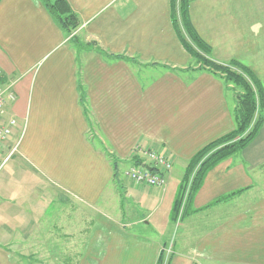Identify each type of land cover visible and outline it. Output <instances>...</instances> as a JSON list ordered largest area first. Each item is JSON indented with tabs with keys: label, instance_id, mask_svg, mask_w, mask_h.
Here are the masks:
<instances>
[{
	"label": "crops",
	"instance_id": "0c3cea01",
	"mask_svg": "<svg viewBox=\"0 0 264 264\" xmlns=\"http://www.w3.org/2000/svg\"><path fill=\"white\" fill-rule=\"evenodd\" d=\"M67 2L79 18L69 35L40 0H0V85L15 95L4 119L17 120L0 161L18 139L15 153L59 196L58 220L41 225L0 178L9 200L0 208V264H33L18 245L58 239L61 264H156L161 252L164 264H264V122L206 173L175 218L187 161L235 127L237 90L194 65L173 29L171 0ZM189 15L212 60L241 62L264 89V0H189ZM137 145L183 167H171L165 186L135 185L126 171ZM73 215L88 219L77 227ZM51 226L59 233L49 242L52 230L38 233Z\"/></svg>",
	"mask_w": 264,
	"mask_h": 264
},
{
	"label": "trees",
	"instance_id": "16d2710c",
	"mask_svg": "<svg viewBox=\"0 0 264 264\" xmlns=\"http://www.w3.org/2000/svg\"><path fill=\"white\" fill-rule=\"evenodd\" d=\"M40 1L66 35L78 27L79 18L67 0ZM171 20L181 45L194 60L195 66L217 72L225 83H231L237 90L234 129L204 145L186 163L180 191L173 205V216L176 218L186 189L182 216L186 214L187 207L206 173L224 159L242 150L257 135L264 122V89L248 66L235 59L221 64L210 58L211 46L199 36L191 22L189 0H171ZM133 162H138V159L132 156ZM164 259L165 256L161 252L156 264H164Z\"/></svg>",
	"mask_w": 264,
	"mask_h": 264
},
{
	"label": "rangeland",
	"instance_id": "374dc122",
	"mask_svg": "<svg viewBox=\"0 0 264 264\" xmlns=\"http://www.w3.org/2000/svg\"><path fill=\"white\" fill-rule=\"evenodd\" d=\"M211 58V55H210ZM192 59V58H191ZM194 62V60L192 59ZM195 63V62H194ZM228 63V62H226ZM196 65V64H194ZM231 84V83H230ZM171 167H172V162H171ZM183 167V166H182ZM178 164H174L172 167V171L179 173L180 168H182ZM171 169V168H170ZM182 170V169H181ZM3 175H5L4 179L2 178ZM0 178H2V188L4 193H10L11 196H7L9 199H12V194L17 193V199L20 200L19 203L22 204L23 207L29 208L31 212H28L27 214L31 215L34 220H36L37 217L40 219L43 218L39 224L42 225L45 221H48L51 223V221L58 220V213L56 212L55 208H58L57 205L55 204V201L59 198V196H50V189H48V186L46 183H43V181L40 179V177L35 176L31 173L30 169L27 167L26 163L18 156L15 151L11 153L9 158L5 161L3 164L1 170H0ZM131 181V180H130ZM132 182V181H131ZM175 183L172 182L171 185ZM166 184V182H165ZM164 184V186H165ZM30 185H36L40 192L33 191L29 187ZM14 187V188H12ZM169 188L173 189V186H170ZM187 191V189H186ZM185 191V193H186ZM3 193V192H2ZM37 196L35 198L34 196ZM44 196L45 198L41 197ZM2 196V197H1ZM4 194H0V208L1 204L6 203L5 201H9L8 199H4ZM41 197V200L38 198ZM55 197V198H54ZM24 199V200H23ZM55 199V200H54ZM5 200V201H4ZM183 202L184 198L179 210V213L177 216L181 217V211L183 208ZM57 203V202H56ZM125 203V202H124ZM44 208V210H42ZM164 208L165 205L162 207V214L164 213ZM44 216H41V215ZM126 214H128V211H126ZM29 215V216H30ZM85 216V215H84ZM84 216H76L73 215L71 216L72 219L69 221H72L75 223L77 220L80 222V224L77 223V227L82 225L88 217L83 218ZM4 217V216H3ZM47 217V219H45ZM1 219V217H0ZM169 221V220H168ZM47 225V223H46ZM138 228V227H137ZM136 227H132L130 230H133L135 232L139 231ZM52 230L51 237H49L52 240H49V242L56 241L55 235H58V228H54L51 226L50 228L48 227H42V229H39L40 235H43L44 230ZM141 231H143L142 227H139ZM151 230V229H149ZM153 232V231H152ZM154 233V232H153ZM47 234V233H46ZM46 234L40 237H45ZM171 233H168L167 238L169 241L171 240L170 237ZM168 241V242H169ZM51 245V248L49 246ZM18 247H21V249L25 252L23 253L22 250L20 251L23 256H35L36 258H21L27 262H32L33 264H61L65 262L66 260L61 258L60 256H64L65 254V249L62 244H59V239L57 243H44V242H31V243H26L23 242L18 245ZM36 252H35V251ZM55 255V256H54ZM51 256V257H49Z\"/></svg>",
	"mask_w": 264,
	"mask_h": 264
},
{
	"label": "built area",
	"instance_id": "2783aa9c",
	"mask_svg": "<svg viewBox=\"0 0 264 264\" xmlns=\"http://www.w3.org/2000/svg\"><path fill=\"white\" fill-rule=\"evenodd\" d=\"M15 100V95L10 88V85H0V151L11 138L13 130L17 126V120L14 117L4 119L6 114V106ZM18 140V139H17ZM17 140L8 152L0 161V169L9 158L11 153L16 150ZM132 156L138 159V162H133L126 175L135 185L145 186H164L166 179L165 174L171 168V158L169 156L148 147L135 146L132 150ZM146 166L150 167L148 169ZM187 192V191H186ZM186 193L184 195L185 200ZM184 203V202H183Z\"/></svg>",
	"mask_w": 264,
	"mask_h": 264
},
{
	"label": "water",
	"instance_id": "95a60500",
	"mask_svg": "<svg viewBox=\"0 0 264 264\" xmlns=\"http://www.w3.org/2000/svg\"><path fill=\"white\" fill-rule=\"evenodd\" d=\"M148 169H150V167L146 166Z\"/></svg>",
	"mask_w": 264,
	"mask_h": 264
}]
</instances>
